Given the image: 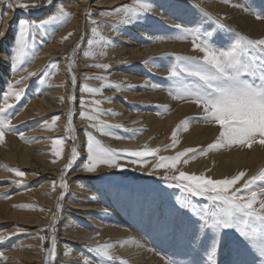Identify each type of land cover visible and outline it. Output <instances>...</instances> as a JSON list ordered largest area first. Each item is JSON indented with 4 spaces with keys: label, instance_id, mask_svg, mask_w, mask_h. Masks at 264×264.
I'll return each instance as SVG.
<instances>
[{
    "label": "rangeland",
    "instance_id": "374dc122",
    "mask_svg": "<svg viewBox=\"0 0 264 264\" xmlns=\"http://www.w3.org/2000/svg\"><path fill=\"white\" fill-rule=\"evenodd\" d=\"M60 1L61 0H52V3L48 5L47 0H0V19H2L4 23L3 13L5 12V9H7V12L10 11L12 13L13 18V20L9 22L8 26L10 27L7 29L9 35L6 39V36H2L1 38L3 41L2 46H4L2 48L3 50L5 48V51L9 56V61L14 55V41L18 30L19 20L26 19L30 23H39L40 21L47 19L50 15L56 14L60 7ZM73 1L78 3L80 0ZM18 2L27 3L29 5L35 3L38 7H30L26 12L23 9L16 7ZM125 2L128 3H122L115 8L124 5H127L130 8L135 6V0H126ZM149 2L155 3L156 7L154 10L157 11L155 14H152L151 12L147 13L145 17H141L139 22L130 25H123L120 23L125 15L123 12L117 14V12L111 11L115 8L100 9L97 12L91 7L93 0H89L86 12L82 17L83 22L81 24L80 32L64 53H59L56 55V58L50 57L45 65L41 66L36 64L38 61L48 57L47 55H42L45 51V47L50 45L57 35L62 34L64 30L72 24V21L74 20L72 15H70V19L62 25L59 22L47 25L43 35L39 34V32L34 34V38L33 35H30L28 41V55L17 63L15 70L12 69L11 63L8 64V61L0 60L1 66L3 63L8 65V72L5 75H2V71L0 70V90L6 88L7 82H14L25 77L23 83L14 84L15 89L25 90L21 100L18 102L14 98L8 100V103L14 105V107L10 109V112L12 113L11 122L13 125L17 126L16 132L6 131L4 135V137H6L4 138L5 140L11 136V138H14L20 145H24L25 142L16 133H23L24 130H21L20 127L25 122L21 120L18 121L17 118L24 113V108H26L31 101L35 100V96L39 92L36 90L37 86H50L51 81L58 70V63L63 59L67 75L69 76L68 109L66 110L67 127L65 129V137H67V140H64V143L61 146V157L57 159V157L54 158L55 156L52 154L51 159L54 164H59L58 167L60 169L62 168V173L65 164L69 161L72 148L76 147L79 153V158L75 161L71 170L64 174V180L68 185L66 189L60 187L61 178L59 179L58 193L55 198L54 211L52 212L51 217L46 220L45 217L42 216L40 224L38 223L36 229L29 231L14 221H8L9 223H7L0 220V253L3 254L0 256V264L10 263V260L15 259L14 257H9L11 253H14V249L20 244L21 246H30L32 243L30 242V244H28L26 243V240L32 239L33 241H39V257L34 264H84V262L74 259H72L74 262H72V260L67 261L62 259L58 249L60 239L59 226L62 222L63 215L66 213L69 215V218L74 219V224L76 226L81 227L86 232H90L89 234L96 235L99 231V227L88 225V221H86L85 218L80 216L73 217L74 213L78 214L74 207H70V209L67 208V199L72 197V193L76 192L74 189L75 187L93 191V197H90L91 202H93L91 205L94 204L98 209L91 211V217L104 225H110L115 229L124 230V232H127L129 235V238L134 240V244L139 247L140 251H146L160 264H166L168 258H176L175 254L184 251L183 240L178 232H162L157 229L158 224L162 225L166 222H173V209L179 208L177 198H187L191 200L193 204H197L200 207L208 204L209 208L212 210H214L215 207L204 198L194 197L190 193L183 192L180 188L167 187V184L163 179L166 172L168 175H178L179 171H184L189 175L203 174L208 178L223 179L230 178L242 171L245 173L244 179H246L253 175H258L261 170H264V166L259 167L256 170L249 167V169L234 168L232 170V168H228L219 171L214 168V164L219 161L218 157L221 155L226 157L229 153L231 154L234 151L248 153L257 148H264V146L256 143L253 144L251 148L247 146L241 147L233 145L230 147L225 146L218 149H209L208 145L212 144L219 135V125L214 121L206 122L203 119H193L203 115L202 108L198 107L191 100L174 98L173 95H170L168 89L172 86L171 81L165 79L169 68L178 63L175 60L176 56H202V53L193 50L191 37L187 39L179 38L181 34L177 32V24H180L183 27H198L202 31L211 32L214 39L217 38V36L219 37L220 42L217 46L224 48L229 47L231 43L235 41L236 34L247 37L248 39H261L264 38V32L259 36H251L245 31L238 29L235 25H232L230 21L237 19L238 16L239 18L252 21L254 24H264V18L257 19L255 14L244 10V8L250 7L256 13L264 16V0H231V2H228V0H149ZM203 2L205 3V6L201 5ZM213 5L223 7L225 12L219 11L218 14L215 13L210 9V6ZM234 5H243L244 7H237ZM89 11L91 13L90 18L86 16V13ZM205 12L214 18V20H219L225 27L220 28L214 23V20H209L203 15ZM193 21H196V23L193 24ZM3 23L0 24V33ZM109 25L114 26L115 30H113L112 27H109ZM93 27L96 28L95 35L92 33ZM229 29L231 31H229ZM73 32L74 30H70V33H72L71 36H73ZM103 32H106L107 35H104ZM116 32L119 34H126L132 43H138L143 48L147 46L148 48L158 47L162 44H166V42L178 45L181 44L183 47L185 46V48H183L184 50H170L151 54L148 56L147 60H145L149 61L150 57L153 58L148 63H145L143 60H126V57L124 58L123 55L120 56V54H116L115 62H113V66L109 69L103 70L102 68L95 67L94 65L96 64H102L101 60L104 51L113 48V45L116 42ZM89 40H93L91 45L88 44ZM77 45H79V47H77ZM85 52H88L89 55L85 56ZM0 55L3 54L0 53ZM95 58L99 59V61H96ZM122 59L125 61H122ZM46 65L48 66L47 68L45 67ZM69 65H71V67H69ZM87 65L91 67L87 68ZM38 67H40L38 70L39 72L35 76H28V73H36V68L38 69ZM117 74H133L140 78L141 81L140 79L134 81V83L131 80H126V82L120 81L123 78L120 79ZM73 76L76 78L75 86L72 82ZM117 77L119 78L116 79ZM246 79H248L250 83H256V81L250 77ZM84 85H87L90 88L100 89V91L96 93L84 92L81 90ZM112 85H120V87L117 89L116 87H112ZM153 85H158V87L154 88ZM109 90H112V92L106 95L105 93ZM122 91L133 92L135 95L138 94L140 95L138 97L139 99L137 98L135 100L131 97H127L122 94ZM0 97H2V92H0ZM70 97L73 98L71 102ZM81 99L85 101L83 107L80 104ZM96 100L101 101V103L99 105L93 104V101ZM102 100H105L108 104L120 102L124 106V111L130 114H143L144 116L153 114L160 119L168 118L175 114L177 117L170 127H165L160 131L161 133L159 135H162V138H164V143H162V145L150 146L147 148H143V146L138 148V146H136L131 149L118 148L115 146L112 147L111 144L106 143L103 140L104 137H110L111 139L116 140L120 139L121 141L126 142H135L134 136L137 132L135 130H130V128H124L123 124L117 123L116 120H114V122L111 121L110 119L115 117V113L108 109L111 105L104 103ZM3 102V99L0 98V106H2ZM96 108H99L100 111H95ZM69 110L73 113L71 129H69ZM81 111L86 113L84 117H81ZM88 115H94L97 119L89 120L87 118ZM54 116L59 118L60 114ZM52 117L45 121L52 122ZM58 124L59 120L57 119L52 126L57 127ZM93 124H97L98 126L105 124L109 126L119 124L122 127H108L104 132H101L98 128L92 127ZM198 127L199 129L195 131L194 128ZM146 128L149 130V127L146 126L145 129ZM145 129L143 130L150 132V130L147 131ZM173 130H176L177 132L176 140L178 142L175 147H167L172 143ZM86 133L92 134L94 140L99 141L103 147L109 149L118 151L160 149V151L156 156L147 157L143 166L132 164L121 159L119 163L124 165L122 170L116 168H108L107 170L101 167L96 174H88L83 170V164L87 161ZM56 138L64 139L61 136L54 137V139ZM188 138L190 139L188 140ZM79 140L80 142L77 144V141ZM3 142H0V148L2 147V149L6 148L8 145L6 141L3 140ZM66 145H70L67 158H65ZM186 148H193L196 151L188 153L185 157H182L180 162L177 163L176 169L158 168L154 170L153 166L157 163L159 157L173 156L177 152L183 151ZM62 160H64L65 163H62ZM185 161H187V163H185ZM0 164H2V166H0V171L3 166H7L8 164L12 165L1 158ZM60 165H62V167ZM227 165L228 164H226V166ZM13 166H7L4 168L6 173L3 175L6 176L8 172L10 173L8 177H5L6 179L2 178L0 172V203H8L11 200L13 203L11 208L15 211L18 209L16 206L21 203H26V201L23 199H21L22 201H16L14 198L32 192L38 185V182L28 179L27 171L29 170L16 165ZM105 167L108 166L105 165L104 168ZM10 168L23 170L25 176L16 177L13 172L8 170ZM17 179L23 181L19 186L12 183V181ZM50 182L56 183V181L53 180H50ZM242 183L243 179L233 187H239ZM5 184H9L10 186H13V188L11 187L9 190H5ZM62 191L65 192V196L61 200L60 193ZM4 194H7L8 198H2ZM76 197L77 196L73 198L74 201L82 202L78 201L79 197ZM57 203L61 205V210L59 212H57V208H55ZM28 204L29 203H26V205ZM95 206L90 207V209H95ZM38 211H41V208ZM54 214L56 216V224L54 226L57 241L56 255L54 258L49 257L46 259V252L51 247V221ZM241 219L243 220V217H241ZM226 232V243L217 257V264H257V257L254 251L241 240L239 235L235 233L234 230H226ZM40 236H45L47 238L41 242L39 239ZM104 244L110 243L106 240H99L96 243L84 241L82 244L78 243V245H75L77 247L74 250L75 252L81 253L83 258L89 259L92 264H98V262L99 264H130L126 260L116 258L111 253L110 249L109 251L113 260L101 261V258L90 249H94L95 247ZM237 247L240 249L239 255L235 254ZM6 253L7 256H5ZM179 258L187 259V257L184 256ZM10 264L18 263L13 261Z\"/></svg>",
    "mask_w": 264,
    "mask_h": 264
},
{
    "label": "snow or ice",
    "instance_id": "6c2138e0",
    "mask_svg": "<svg viewBox=\"0 0 264 264\" xmlns=\"http://www.w3.org/2000/svg\"><path fill=\"white\" fill-rule=\"evenodd\" d=\"M231 2V0H228ZM52 0H47V4H51ZM244 7L243 5H234ZM16 7L28 11L29 8L38 7L33 3L18 2ZM156 7L155 3L149 0H135L134 7L127 5L119 6L111 11L118 13L123 12L124 18L120 21L123 25H130L139 22L141 17H145ZM245 11L255 14L257 19L264 18L261 14L256 13L253 9L244 8ZM209 20H214L208 13H203ZM91 17V13H86ZM70 19V14L64 10L62 6L58 8L56 14L50 15L47 19L39 23L29 22L21 19L18 22V30L15 37V48L12 60L14 65L24 59L28 55L29 36L39 32L43 35L46 26L54 22L61 25ZM3 21L0 19V24ZM96 23V22H93ZM193 24L196 21L192 22ZM220 28L225 26L219 20H214ZM115 30L114 26L109 25ZM177 32L181 35L179 38L187 39L191 37L193 50L202 53V56H176L178 62L169 68L167 77L171 81V87L168 89L169 94L174 98L191 100L198 107L202 108L203 115L193 119H203L206 122H215L219 125V135L215 141L208 145L209 149H218L225 146L238 145L241 147H252L253 144L259 143L264 146V38L248 39L247 37L236 34V39L227 48L217 46L220 42L219 37L213 38L211 32L202 31L198 27H183L176 25ZM229 31H231L229 29ZM93 35L96 34V28H92ZM3 33H0L2 36ZM72 33H68L71 36ZM65 36L64 39H67ZM83 39V37H82ZM93 40H89L91 45ZM79 47V45H77ZM85 56L89 53L85 52ZM153 58H149L148 63ZM97 68L109 69L108 64H96ZM48 67L47 65L45 66ZM71 67V65H69ZM15 70V68H14ZM35 72L28 73V76H35ZM252 78L255 84L250 83L246 78ZM25 77L17 81H9L2 92L3 104L0 106V142H3L6 131L16 132L15 125L12 124V113L10 109L13 104L8 100L14 98L17 102L21 100L24 89H15L14 84H21ZM75 86L76 78L72 77ZM119 89L120 85H112ZM132 87V86H129ZM154 88L158 85H153ZM84 92L96 93L100 89L90 88L84 85L81 89ZM70 97V102L72 101ZM101 101H93V104L99 105ZM83 107L85 101L81 99ZM99 112L100 109L96 108ZM73 113L69 110V129H71ZM81 117L86 113L81 111ZM89 120H96L94 115H88ZM58 117H52L53 124ZM49 128L52 125H48ZM92 127L98 128L104 132L108 127L120 128L121 125H97ZM142 131V130H137ZM21 139H25L23 133H16ZM177 132L173 130L172 143L167 147H175ZM87 143V161L83 164V170L86 173H95L100 165H106L109 168L123 169L124 165L120 164L121 159L132 164L143 166L147 157L156 156L160 149H144V150H114L103 147L99 141L94 140L92 134L86 133ZM131 138V137H129ZM62 138H56L52 141V154L59 158L62 155ZM196 151L193 148H186L177 152L173 156H161L157 163L153 166L154 170L158 168L176 169V165L182 157L188 153ZM79 158L76 147L71 150L69 161L64 166L61 173L60 187L66 189L68 187L64 180V174L71 170L75 161ZM187 163V161H185ZM16 177H24L25 172L20 169L10 168ZM245 173L239 172L230 178L212 179L201 175H189L184 171H179L178 175H168L165 173L163 179L167 187L180 188L183 192L190 193L197 198H204L214 205V210L210 209L208 204L203 207L193 204L191 200L177 198L179 208L173 209L174 220L171 223L158 224L157 229L162 232L171 231L178 232L183 240L184 251L177 253L176 258H168L166 264H217V257L224 248L226 243V230H234L241 240L246 243L257 257V264H264V170L258 175H253L244 179ZM101 178V177H98ZM243 179V183L239 187L237 185ZM174 182V183H173ZM16 185H21L22 180L12 181ZM55 187V184H53ZM65 196V192L60 193V199ZM2 198H8L4 194ZM258 205V207H257ZM16 207L27 208L30 205H18ZM57 212L61 210V205L57 203ZM185 210V211H181ZM243 217V220L241 219ZM56 224L55 214L51 221V247L46 252V259L54 258L56 255V237L54 226ZM47 237L40 236L43 242ZM110 245L104 244L90 249L101 261H112L110 254ZM235 254H240L237 247ZM2 256V253H0ZM184 256L187 259L179 257ZM85 264H89L86 259ZM99 264V262H98Z\"/></svg>",
    "mask_w": 264,
    "mask_h": 264
},
{
    "label": "bare ground",
    "instance_id": "6f19581e",
    "mask_svg": "<svg viewBox=\"0 0 264 264\" xmlns=\"http://www.w3.org/2000/svg\"><path fill=\"white\" fill-rule=\"evenodd\" d=\"M125 1L126 0H93V4H91V7L98 12V10L100 9H111V8H115L116 6L122 3H128ZM88 3L89 0H80L78 3L74 2L73 0L60 1V6H62L64 10L67 11L70 15H72L74 20L72 21V24L66 30H64L62 34L57 35L52 41V43L45 47V51L42 53V55H47L48 57L38 61V63L36 64L41 66L45 65L48 59H50V57L56 58L57 57L56 55H58L59 53H64L67 50V48L75 40L77 34L80 32L81 24L83 22L82 17L86 12V7L88 6ZM201 5L205 6V3L203 2ZM210 7L209 8L212 9L217 14L219 11H224L223 10L224 8L220 6L213 5ZM156 12H157L156 10H153L151 13L155 14ZM3 16H4V23L2 25L1 33H3L2 36H6L5 37L6 39L7 36L9 35L7 29L10 26L8 25L9 22L13 20V18H12V13L10 11L7 12V9H5ZM230 23L232 25H235L238 29L245 31L247 34H250L251 36H259L262 34V32H264V24L262 25L254 24L252 23V21L239 18L238 16L237 19L230 21ZM70 30H74L73 36L71 37L68 36ZM103 34L107 35L106 32H103ZM2 36H0V53H2L3 55H0V60L8 61L7 62L8 64L11 63L12 69L14 70V68L17 67V63L14 65L12 59L9 61V56L6 53L5 48L4 50L2 48L4 47L2 46L3 44L2 43L3 41L1 40ZM65 36H68V38L64 39ZM115 41L116 42L114 43L112 49L104 51L102 55L103 58L101 60L102 64H108L110 65V67L113 66L112 64L113 62H115L116 54H120V56L123 55L124 58L126 57V60L145 61L147 60L148 56L151 54L170 51V50H182L183 48H185V46L183 47L181 44L178 45L175 43L173 44L167 42L166 44H162L161 46L158 47L156 46L154 48H150V47L148 48L147 46L143 48L138 43L135 44L132 43L128 39L126 34H119L118 32L115 33ZM123 60L124 59H122V61ZM96 61H99V59H96ZM58 65H59L58 70L56 72V75L53 77L50 86L49 87L37 86L36 90H38L39 92L36 94L35 100L31 101V103H29L27 107L24 108V113H22V115H20L17 118L18 121L21 120L25 122L20 127L21 130H24L23 136L25 137V139H23V141L25 142V144L20 145L14 138H11V136L10 137L7 136L8 137L7 140L4 139V141H6L8 145L6 146V148L3 149L2 147L0 148V158L5 160V162L12 164V165L8 164L7 166L16 165L23 169L29 170L27 171L28 179L31 181L38 182V185L32 192L28 194L26 193L24 195H19L15 198L13 197L14 200L16 201L19 200L22 201L21 199H23L24 201H26V203H29L28 205H30L31 207H27V208L18 207L17 210L13 211L11 208L13 204L11 200L8 203H0V220L7 223H9L8 221H14L17 224L21 225V227L26 228L27 231L36 229L38 223L40 224L42 216H44L46 220L47 218L51 217L52 212L54 211L55 198L58 193L59 179L61 178L62 168L60 169L58 167L59 164H54V162L51 159L52 141L54 140V137L57 136L63 137L64 138L63 140L65 141L67 140V137H65V129L67 127L66 110L68 109L69 76L67 75V71L65 69L63 59L60 63H58ZM89 67L91 66H88L87 68ZM39 68L40 67H38V69L36 68V74L39 72L38 71ZM0 70L2 71V75H5L8 72V65L6 63H3L1 66L0 63ZM82 70H88V69H82ZM117 76H119L120 79L123 78L120 81H125V82L126 80L128 81L131 80L134 83V81H138L140 79L134 76L133 74H128V75L117 74ZM119 77H117L116 79H118ZM110 92H112V90H109L105 94L108 95ZM122 94L126 95L127 97H131L135 100L140 96L138 94L137 95L133 94V92H124V91H122ZM102 101L106 103L105 100ZM108 105H111L108 109H110L112 112L115 113V117L111 118L110 119L111 121L114 122V120H116L117 123L123 124L124 128H128V129L130 128V130H135L137 132L135 133L134 136L135 142L134 141L126 142V141H121L120 139L116 140V139H111L110 137H104L103 140L106 143L111 144L112 147L115 146L118 148L120 147L124 149H131V148H135L136 146H138V148L140 146H143V148H147L150 146L152 147L156 145L157 146L162 145V143H164V138H162V135L161 136L159 135L161 133L160 131L165 127L167 128L168 126L170 127L174 123L177 117V115L175 114L174 116L160 119L154 116L153 114L152 115L149 114L147 116H144L143 114H130L124 111V106L120 102H113V103H109ZM56 114H60V117L58 118L59 124L57 127L52 126L51 128H49L48 125L50 124L53 125V123L51 121H45V120ZM146 126L149 127L150 132H146L143 130L145 129ZM198 129L199 127L194 128L195 131ZM137 130H142V131H137ZM145 130H147V128ZM189 139L190 138H188V140ZM79 142L80 140L77 141V144H79ZM69 147L70 145H66L65 158H67ZM218 160L219 161L214 164V168H216L219 171L221 169L225 170L228 168H232V170L234 168L249 169V167L256 170L259 167L264 166V148H257L248 153L234 151L231 154L229 153L228 156L226 157H224L223 155L219 156ZM61 162L65 163L64 160H62ZM226 164L228 165L226 166ZM0 166H2V164H0ZM7 166H3L0 171L1 176L4 179H6L5 177H8V175L10 174L8 172L6 176L3 175L6 173L4 168ZM60 166L62 167V165ZM104 166L105 165H100L97 169V172L100 170L101 167L103 169L108 170L109 167L104 168ZM88 174H92V173H88ZM50 180L56 181V183H52L50 182ZM53 184H55V187H53ZM5 185H6V187H4L5 190H9L11 187L13 188V186H10L9 184H5ZM74 189L76 190V192L72 193L71 198L69 197L67 199L68 200L67 208L70 209V207H74L75 210H77L78 214L74 213L73 217L80 216L85 218L86 221H88V225L99 227V231L96 233V235H91L89 234L90 232L88 231L86 232L81 227L76 226L74 224V219L69 218V215L67 213L64 214L62 222L59 226L60 239L58 245L59 253L62 259H65L67 261L74 259V260L82 261L85 264V260L87 258H83L81 256L82 255L81 253L75 252L74 249L77 247L75 245H78V243L82 244L84 243V241L86 242L91 241L93 243L94 242L96 243L99 240H106L107 242L110 243L109 244L111 246L110 251L116 258L126 260L130 264H160L148 252L140 251L139 247H137L134 244V240L129 238L127 232H124V230L115 229L110 225H104L101 222H97L95 218L91 217L92 215L91 211L92 210L95 211L96 209H98L94 204L93 205L95 206V209H90V207H94L93 205H91V203L93 202H91L90 200V197H93V193H92L93 191H89L87 188H86L87 190H85L84 188L81 189L79 187H75ZM75 196L79 197L78 201H82V202L74 201L73 198ZM26 203H21V204L19 203V204L26 205ZM40 208L41 211H38ZM26 241H25L26 243L30 244L31 242L32 244L30 246H28L27 244H26L27 246H21V244L19 246L17 245L18 247L14 249V253H11L9 255V257L15 258L10 260L9 261L10 263L14 261L18 264H34L36 260H38L37 258L39 257V251H38L39 241H33V239ZM5 256H7V253ZM74 260H72V262H74ZM87 260L89 261V264H92L89 259Z\"/></svg>",
    "mask_w": 264,
    "mask_h": 264
}]
</instances>
